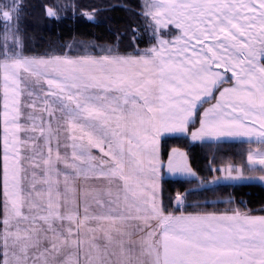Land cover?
Instances as JSON below:
<instances>
[{
	"label": "snow or ice",
	"instance_id": "6c2138e0",
	"mask_svg": "<svg viewBox=\"0 0 264 264\" xmlns=\"http://www.w3.org/2000/svg\"><path fill=\"white\" fill-rule=\"evenodd\" d=\"M69 11L127 19L29 34ZM243 185L264 187V0H0V264H264V205L206 195Z\"/></svg>",
	"mask_w": 264,
	"mask_h": 264
},
{
	"label": "trees",
	"instance_id": "16d2710c",
	"mask_svg": "<svg viewBox=\"0 0 264 264\" xmlns=\"http://www.w3.org/2000/svg\"><path fill=\"white\" fill-rule=\"evenodd\" d=\"M32 3H35L36 0H31ZM77 3L82 5H89L99 3L100 0H76ZM135 2V0H132ZM69 19H64L61 22H40L36 23L32 18H28L25 23L28 27L29 34L35 33L37 36H43L45 39L52 37L53 39L59 37L62 40H68L73 34L83 35L87 38L95 37L98 38L101 42L106 39H109L108 28L112 27H122L126 22V14L122 11H116L113 13L102 14L100 23H89L83 19H71V12L68 13ZM105 15L111 16V20L105 19ZM41 48L44 47L43 44L40 45ZM172 146H183L179 142L172 140L169 141L168 147ZM240 145H223L221 148V153L218 154V160L220 156L225 158L232 157L238 159L239 155L237 154V148H240ZM191 155L193 163L200 168H203L206 159L208 156V151L201 148L198 144L193 146L191 149ZM166 156V152H165ZM179 187L176 184L166 185V188H169L172 192ZM235 192L237 200L243 199L247 202L249 208L258 209L264 205V187L255 185H243L238 186L234 190L232 188H221L215 193H208L207 198L214 200L216 197L224 199L230 193ZM196 199V197L192 198ZM217 207L223 208L222 204Z\"/></svg>",
	"mask_w": 264,
	"mask_h": 264
},
{
	"label": "rangeland",
	"instance_id": "374dc122",
	"mask_svg": "<svg viewBox=\"0 0 264 264\" xmlns=\"http://www.w3.org/2000/svg\"><path fill=\"white\" fill-rule=\"evenodd\" d=\"M241 148V147H240ZM240 148H237V154L239 153V151H240ZM165 159H166V156H165ZM236 161L238 162L239 161V158L238 159H236ZM195 198V197H194ZM216 199H221V198H218V197H216L214 200H216ZM223 205V204H222ZM224 206V205H223ZM222 209V208H221Z\"/></svg>",
	"mask_w": 264,
	"mask_h": 264
}]
</instances>
